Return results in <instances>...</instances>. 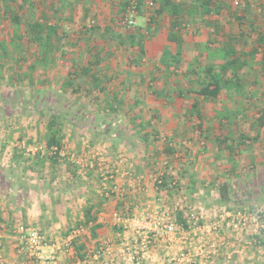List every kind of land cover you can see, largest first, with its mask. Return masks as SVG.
Segmentation results:
<instances>
[{
  "label": "rangeland",
  "instance_id": "rangeland-1",
  "mask_svg": "<svg viewBox=\"0 0 264 264\" xmlns=\"http://www.w3.org/2000/svg\"><path fill=\"white\" fill-rule=\"evenodd\" d=\"M5 1L0 0V42L6 47H0V166L16 177L18 161L32 163L38 156H49L47 123L50 115H59L65 144L58 166L60 180L73 177L75 195L82 198L74 200L78 207L86 199L95 203L104 196L101 209L107 225L102 241L114 245L117 264L131 263L127 248L136 244L138 233L114 229V211L153 210L180 196L197 206L205 214L204 225H209L225 209L264 210L260 191L264 186V124L258 121L264 116V44L254 52L258 34L264 31V0H239L240 5L238 0H223L242 16L241 22L226 9L220 15L188 17L180 29L184 51L177 68L160 61L164 50L176 45L168 40L167 15L149 23L155 8L152 0H141L140 9L132 2L125 17L123 0H15L24 6L25 23L37 18L57 26L58 34L47 53L45 45L32 43L26 27H15L4 15ZM130 16L133 25L126 22ZM215 24L222 26L217 46L230 43L247 61L239 69L243 88L203 99L196 89L208 64V38ZM131 35H142L144 53L132 43ZM97 59L86 72L89 60ZM137 74L141 84L148 86V101L137 103L129 92L128 84H136ZM68 79L73 85H65ZM181 90L184 96L178 95ZM196 101L201 116L189 114ZM220 123L234 139L235 155L228 160V170L227 156L219 150L212 157L210 152L216 153L211 137ZM145 131L150 133L149 140L143 138ZM244 133L251 142L240 144ZM65 164L72 171L69 175ZM107 170L114 172V178L104 189ZM128 170L131 173L125 175ZM161 173L169 183L180 180L179 191L156 189L154 178ZM190 178L198 182L191 184ZM224 178L231 179L227 203L219 202L212 191ZM148 185L155 197L148 196ZM69 233L51 241L61 242ZM102 241L93 243L95 248ZM157 241L156 258L140 264H170L169 258L188 252L196 255V264H264V232L256 234L251 227L234 231L224 225L218 230L202 229L195 236L176 234ZM72 255L62 253L58 264L61 257L77 264ZM24 261L34 263L25 256Z\"/></svg>",
  "mask_w": 264,
  "mask_h": 264
},
{
  "label": "trees",
  "instance_id": "trees-1",
  "mask_svg": "<svg viewBox=\"0 0 264 264\" xmlns=\"http://www.w3.org/2000/svg\"><path fill=\"white\" fill-rule=\"evenodd\" d=\"M7 7L4 9V15L7 16L11 23L15 27H26L27 35L32 43L43 46L45 45L47 50L45 53L50 52L52 49V40L55 34H58V28L56 25H50L45 19L32 18L27 23H25V18L21 14L24 8L23 4L16 3L15 0H6ZM135 3V8H141V0H123L121 2V11L123 16L127 14V10L130 5ZM238 5L240 1L238 0ZM32 3V2H31ZM152 4L155 5L153 17L150 19L149 23L152 24L157 16L167 14L170 16L169 22V32L168 40L175 43V49L166 48L160 58V61L166 65V67H179L182 63L183 56V41L184 37L181 34V30L186 25V20L188 17H192L196 14H202L204 16L220 15L224 9L227 10L228 14L234 17V19L241 22L242 16H240L236 9H233L229 4L223 0H152ZM212 31L208 38V64L203 69V74L199 75L200 80L198 81V87L196 93L200 95L203 99H216L224 90L234 89L236 92H240L243 88L241 78L239 76V69L243 64H246V60L242 59L235 49V47L230 43L220 44V32L222 29L221 25H214ZM87 30V28H85ZM132 43L138 45V48L142 53L143 50V37L142 35H131ZM140 38V40H138ZM264 44V31L259 32L258 39L256 41V47L254 52L258 51V47ZM0 47L6 50L5 43L0 42ZM98 62V59L93 61L89 60L88 66L84 68L86 72L91 71L92 65ZM0 67L2 65L0 64ZM193 73L197 74V71L192 68ZM73 74V73H72ZM65 85H73L71 79L65 81ZM75 90V88H73ZM76 91V90H75ZM200 103L197 101L192 105V111L201 116ZM260 124H264V116L258 119ZM48 137L46 140V150L50 153L49 156L44 155L38 160L41 163L46 159L51 161L54 167H58L63 161L64 156L62 152L65 149L63 129L61 125L60 116L56 114L50 115L47 123ZM150 133L145 131L143 138L149 140ZM240 144H244V140L239 141ZM170 146H167V150H170ZM40 153V152H39ZM40 155V154H39ZM181 186L180 180H176L175 184H169L167 182L163 183L168 191H179ZM231 189L226 183L221 184L220 188V202L227 203L231 200ZM104 196L100 198L99 201L95 203H89L84 210V219L78 224L87 227L90 230L92 236H96L97 230L103 227V223L97 221V212L101 209V205L104 202ZM180 221H183V216L180 214L178 216ZM114 229L115 226H114ZM119 229H122L121 227ZM71 232V231H70ZM85 235L78 237L74 242V248L76 254L80 260H86L85 252L83 251L85 247ZM230 263V262H229ZM234 262L232 261L231 264ZM223 264V263H219Z\"/></svg>",
  "mask_w": 264,
  "mask_h": 264
},
{
  "label": "crops",
  "instance_id": "crops-1",
  "mask_svg": "<svg viewBox=\"0 0 264 264\" xmlns=\"http://www.w3.org/2000/svg\"><path fill=\"white\" fill-rule=\"evenodd\" d=\"M152 17L153 15L151 18ZM167 17L170 22V16L167 15ZM137 75L136 84H128L129 92L131 91L137 103L148 101V86L146 84H141V79H139L140 76L139 74ZM178 95L184 96V91L181 90ZM189 114H195L192 111V107ZM217 130L215 135L211 137L214 142L212 143L211 141V143L214 145L216 153L213 151L210 152L212 153V157H214V155L218 156L219 150L221 151V155L227 156L224 164L228 166V170L230 166L228 160L232 159L231 154L235 155L232 151L234 139L231 132L225 130V127H222L221 123L220 128H217ZM246 135L245 133L240 134L239 141L246 140V142H251L250 138L246 139ZM257 135L262 134L257 133ZM235 142L237 141L235 140ZM40 163V160H33L32 163L30 161L29 163H21L18 161L16 177H13L10 172L8 173L6 169L0 166V264H34L25 262L24 256L18 253L19 241L17 239L18 235L16 234V229L20 224L36 226L42 233H45H43L44 235L49 237L50 241L60 239L59 237H61V234L65 235L78 226L84 219V210L86 206L89 203H93L92 201L89 202L90 199H86V201L81 203L80 207H78V202H76V204L74 203V200L78 197L74 189L75 186L72 184L73 177L66 175L67 180L62 182V180H60L63 177L61 176V169L60 172H58V167H54L49 160H44L42 162V164H44L43 166L46 165L44 168L39 166ZM232 165H234V162H232ZM64 168L68 175L72 172L69 170L68 165L65 164ZM188 180L191 184L198 182L195 178H190ZM230 180V178L218 180L215 190H212L218 197L219 202L221 184L226 183L231 189ZM148 187V196L153 195L155 197L156 192L153 193L154 190L150 189V185H148ZM260 189L262 195H264V186ZM150 191L151 193L149 194ZM154 197L149 200L151 203ZM81 199L82 198H78L77 201ZM105 215L102 209L96 214L97 221L103 223V227L97 230L96 236H92L88 228L86 230V243L83 249L86 257L89 251H91L90 245L93 243L98 244L103 240L102 230L105 229L107 225L104 220L106 217ZM115 228L119 229L120 227L116 226ZM94 244L93 248L95 249ZM156 254V250L153 249V259L156 258ZM72 259H74V262L77 260V263L80 261L76 253H73ZM69 263L70 262L65 261V258L61 257L60 264Z\"/></svg>",
  "mask_w": 264,
  "mask_h": 264
},
{
  "label": "built area",
  "instance_id": "built-area-1",
  "mask_svg": "<svg viewBox=\"0 0 264 264\" xmlns=\"http://www.w3.org/2000/svg\"><path fill=\"white\" fill-rule=\"evenodd\" d=\"M238 4V2H236ZM126 22L133 25L132 16L126 18ZM204 142H202L203 144ZM122 161V159H121ZM167 163V162H166ZM102 185L107 188L108 180L114 178V172L106 171ZM128 170L124 174L128 175ZM153 176V175H151ZM141 179V178H140ZM156 189H161L166 182L164 173L155 175ZM168 182V181H167ZM169 183V182H168ZM175 184L176 180L170 182ZM169 183V184H170ZM115 188H117L115 186ZM120 193L123 191L119 189ZM123 194V192H122ZM108 195V192L106 193ZM183 216V221L178 219ZM205 214L180 196L170 205H161L155 209L147 208L131 214H123L120 211L112 213V223L123 229L133 230L138 233L136 244L130 250L128 261L130 264H140L142 260L150 259L153 249L158 245V239L164 241L176 234L193 236L202 229L218 230L227 225L234 231L251 227L258 234L264 232V210L262 208L251 211L224 210L209 225H204ZM17 239L19 241L18 253L31 259L35 264H58L60 256L64 252L75 253L73 242L86 234L87 227L79 225L75 227L61 242L49 241L36 227L20 224L17 227ZM170 264H196V255L188 252L183 257L172 256L168 259ZM117 264L115 247L110 241H102L94 250L88 253L86 260H80L77 264Z\"/></svg>",
  "mask_w": 264,
  "mask_h": 264
}]
</instances>
